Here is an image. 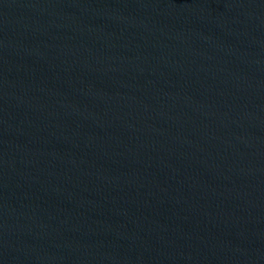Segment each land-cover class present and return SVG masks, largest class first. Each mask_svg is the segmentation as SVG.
Instances as JSON below:
<instances>
[{
    "label": "water",
    "instance_id": "1",
    "mask_svg": "<svg viewBox=\"0 0 264 264\" xmlns=\"http://www.w3.org/2000/svg\"><path fill=\"white\" fill-rule=\"evenodd\" d=\"M0 264H264V0H0Z\"/></svg>",
    "mask_w": 264,
    "mask_h": 264
}]
</instances>
